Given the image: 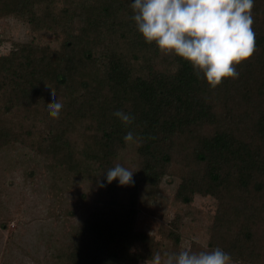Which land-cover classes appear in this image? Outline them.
I'll use <instances>...</instances> for the list:
<instances>
[{"label": "trees", "instance_id": "16d2710c", "mask_svg": "<svg viewBox=\"0 0 264 264\" xmlns=\"http://www.w3.org/2000/svg\"><path fill=\"white\" fill-rule=\"evenodd\" d=\"M130 4L0 0V19L28 30L26 40L0 38L10 43L0 52V154L20 144L99 188L63 252L66 264H140L156 251L178 252L187 218L194 236L205 235L204 244L192 238L193 251L218 246L235 263L264 264V0L252 8V55L214 88L189 62L147 43ZM49 96L63 104L58 118L46 113ZM117 109L133 123L125 126ZM129 130L135 140L126 143ZM118 163L134 171V183L104 181ZM167 177L178 180L177 208L153 234L137 226L139 196L156 198ZM197 196L213 200L208 214Z\"/></svg>", "mask_w": 264, "mask_h": 264}, {"label": "rangeland", "instance_id": "374dc122", "mask_svg": "<svg viewBox=\"0 0 264 264\" xmlns=\"http://www.w3.org/2000/svg\"><path fill=\"white\" fill-rule=\"evenodd\" d=\"M26 27L13 17L1 18L0 38L26 40ZM9 48L10 43L5 42L0 45V52ZM131 159L128 153L122 157L124 164ZM171 170L176 175L183 172L176 165ZM177 183V178L167 177L162 192L154 199L140 193L138 228L156 234L160 223L169 222L175 216L177 207L172 198ZM107 193L102 196L108 198ZM99 195L97 186L54 169L20 144L4 149L0 154V264H66L63 252L71 234ZM195 205L202 215L214 207L212 199L201 196L195 198ZM190 221L185 219L181 228L182 248L189 247L192 238L200 244L205 242L204 233L192 234ZM208 249L200 247V250Z\"/></svg>", "mask_w": 264, "mask_h": 264}, {"label": "clouds", "instance_id": "9594fccd", "mask_svg": "<svg viewBox=\"0 0 264 264\" xmlns=\"http://www.w3.org/2000/svg\"><path fill=\"white\" fill-rule=\"evenodd\" d=\"M254 0H131L130 7L137 31L147 43L186 60L198 78L216 87L222 78L238 77L235 65L249 58L255 48L252 8ZM45 108L52 118L60 116L59 98L48 97ZM113 115L125 126L134 121L121 109ZM133 142L129 130L123 137ZM102 174L104 181L120 185L134 183V171L116 164ZM104 181H100L103 186ZM145 264H235L231 253L220 247L193 251L190 247L169 252L156 251Z\"/></svg>", "mask_w": 264, "mask_h": 264}]
</instances>
